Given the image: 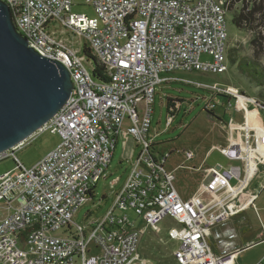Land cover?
I'll list each match as a JSON object with an SVG mask.
<instances>
[{
    "label": "built area",
    "instance_id": "2783aa9c",
    "mask_svg": "<svg viewBox=\"0 0 264 264\" xmlns=\"http://www.w3.org/2000/svg\"><path fill=\"white\" fill-rule=\"evenodd\" d=\"M0 1L28 47L62 65L72 84L56 114L0 153V161L16 160L17 151L46 131L61 139L31 169L16 160V171L0 176V264H152L141 257L139 245L164 218L178 225L167 233L179 243L175 264H235L240 249L229 223L251 209L264 189V150L250 138L256 128L230 118L228 127L240 131L239 142L216 149L237 165H217L206 173L213 181L203 187L205 200L180 196L174 173L165 168L166 156L156 152L149 134L158 86L212 89L175 75L227 71L226 15L249 0H85L94 18L72 13V0ZM54 22L86 41L104 79L94 77L84 57L47 32ZM202 56L210 60L201 61ZM220 92L227 108L234 102L247 114L244 94L229 86ZM172 119L167 117V126ZM121 137L141 148L122 189L100 222L89 228L74 224L76 211L105 178ZM184 159L191 161L193 154ZM128 211L138 221H131ZM60 230L64 233L57 235ZM256 264H264V257Z\"/></svg>",
    "mask_w": 264,
    "mask_h": 264
},
{
    "label": "rangeland",
    "instance_id": "374dc122",
    "mask_svg": "<svg viewBox=\"0 0 264 264\" xmlns=\"http://www.w3.org/2000/svg\"><path fill=\"white\" fill-rule=\"evenodd\" d=\"M256 5H260L262 13H259L255 18L252 30L243 29L240 31L236 29L232 19L233 14L250 11L253 7V0L243 3L241 1L232 13L226 15L228 52L234 50V52L232 51L234 56L242 61H247V63L252 62L257 70L264 73V41L257 39V32L260 31L263 32L264 37V17L260 18L262 14L264 15V4L257 2ZM71 11L76 14H84L89 18L95 17L93 8L85 0H72ZM47 32L56 40L64 42L66 46L76 52L77 56L84 57L88 61L87 65L90 69L94 67L93 60L87 58L83 53L84 47L87 46L83 38L55 22L48 25ZM256 50L259 53L254 56ZM209 60L206 56L201 57V61ZM175 76L183 77L192 83L212 87V89L206 88L205 90L182 83H167L158 86L149 135L153 138L156 152L166 156L165 168L174 173V185L180 196L184 199L197 197L205 200L207 194H203V187L204 185L211 186L213 181V178L206 176V173L217 165L222 167L237 165L236 162H230L222 156L216 149L226 146L224 140L231 134L230 139L233 146L235 147L239 142L240 131H236V129L231 131L230 126L228 127L230 118L236 125H241L246 120L248 125L256 128L257 131L250 135L251 142L255 147L264 150V109L259 110V107H255L251 103L252 100L264 107V100L258 95L264 94V86H259L254 82L250 83L238 71L237 66L230 63L229 59H227V71L221 75L190 73L176 74ZM227 86L237 89L249 99L246 115L234 102H232L231 108H227L226 101L219 96L223 94L220 90ZM168 98L181 101L179 110L173 116L169 126L166 125V99ZM207 105H212L214 108L208 110ZM223 125L226 127L225 130ZM60 141L57 134L46 131L17 151L15 158L21 166L31 169L56 148ZM140 150L141 148L130 137L118 139L108 169L105 170V178L96 184L92 199L76 211L73 217L74 224L89 228L104 218L112 207L116 194L122 189ZM188 152L193 154V159L186 162L184 156ZM16 160L9 157L0 161V176L6 172H15ZM263 168L261 167V171ZM259 203L260 201L254 203L251 211L244 212L236 218V227L240 232H244L246 237L254 238L264 232L258 219V216L262 219L264 217ZM125 214L131 221H138L132 212L128 211ZM116 215L121 216L118 212ZM172 227L177 228L178 225L171 219L164 218L159 223L156 233L151 230L146 231L139 245L141 257L152 264H175L173 254L178 249L179 243L168 238V230ZM69 232L70 230L65 231L67 234ZM63 233L64 230H60L57 235ZM209 243L213 247V242L209 241ZM263 252L264 241L258 240L257 243L252 244L250 248L241 253L238 264H249Z\"/></svg>",
    "mask_w": 264,
    "mask_h": 264
},
{
    "label": "water",
    "instance_id": "95a60500",
    "mask_svg": "<svg viewBox=\"0 0 264 264\" xmlns=\"http://www.w3.org/2000/svg\"><path fill=\"white\" fill-rule=\"evenodd\" d=\"M71 88L67 70L28 47L0 1V153L37 132Z\"/></svg>",
    "mask_w": 264,
    "mask_h": 264
},
{
    "label": "trees",
    "instance_id": "16d2710c",
    "mask_svg": "<svg viewBox=\"0 0 264 264\" xmlns=\"http://www.w3.org/2000/svg\"><path fill=\"white\" fill-rule=\"evenodd\" d=\"M257 2H261L262 5L264 4V0H253V7L250 11H248V12L241 11V13H239V14H233L232 22H233L234 26L236 27V29H238L240 31H242L243 29H247V30L253 29L252 24L254 23L255 18L257 17V15L259 13H262L261 12L262 8H260V5H256ZM263 17H264V15L262 14L260 16V18L263 19ZM262 34H263V32H261V31L257 32V39L264 41V37ZM232 51L234 52V50H229V52H228V59H229L230 63L232 65H236L238 68V71L243 76H245L250 83L253 84V82H254L255 84L258 83L259 86H262V85L264 86V73H261V71L257 70L252 62L247 63V61H245V60L242 61L241 59L234 56ZM83 53L87 58L93 60V62H94V70H93L94 77H96V78L103 77V79H104L103 68L96 62V60L91 55L87 46L84 47ZM254 53H255L254 56H257L259 51L256 50V51H254ZM258 95L261 99L264 100V94L263 93L258 94ZM180 103H181V101L177 100V99H171V98L166 99L167 117H173L178 112L179 107H180Z\"/></svg>",
    "mask_w": 264,
    "mask_h": 264
},
{
    "label": "crops",
    "instance_id": "0c3cea01",
    "mask_svg": "<svg viewBox=\"0 0 264 264\" xmlns=\"http://www.w3.org/2000/svg\"><path fill=\"white\" fill-rule=\"evenodd\" d=\"M221 97V96H220ZM223 100H225L226 102L228 101V99L227 98H225V97H221ZM240 125V124H239ZM223 127V129L225 130L226 129V127H225V125H223L222 126ZM229 131V130H228ZM231 132V131H230ZM230 132H229V134H230ZM232 135V134H231ZM231 135H229V138H226L225 140H224V143L227 145L229 142H230V137H231ZM240 134H238V136H239ZM257 182L256 181H254L253 183H252V188L254 189V188H256V186H257V184H256ZM260 201V203H259V205H260V208H261V210L264 212V189L259 193V195L257 196V198H256V200H255V202L254 203H256V202H259ZM247 211H251V209H249V210H247ZM247 211H245V212H247ZM244 213V212H243ZM241 215V214H240ZM238 217V216H237ZM237 217H235V218H233L231 221H230V223H229V225L232 227V228H234V230H235V233H236V238H235V240H234V242H235V246H236V248H238V249H240V252H239V254H238V256H237V259H236V262H235V264H238V262H239V259H240V257H241V253L245 250V247L246 246H248V245H251L252 246V244H254V243H257L258 242V240L259 241H261V242H263L264 241V232L262 233H259V236H256V237H254V238H251V237H246V234L244 233V232H240V230L236 227V218ZM258 219H259V223L261 224V226L263 227V230H264V217H263V219L260 217V216H258ZM264 257V252L260 255V256H257V257H255L249 264H256V263H258L262 258Z\"/></svg>",
    "mask_w": 264,
    "mask_h": 264
}]
</instances>
